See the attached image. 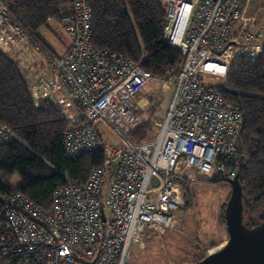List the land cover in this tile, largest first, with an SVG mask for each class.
I'll return each mask as SVG.
<instances>
[{
  "label": "built area",
  "instance_id": "obj_1",
  "mask_svg": "<svg viewBox=\"0 0 264 264\" xmlns=\"http://www.w3.org/2000/svg\"><path fill=\"white\" fill-rule=\"evenodd\" d=\"M159 1L166 9L164 40L183 56L178 73L165 79L126 55L93 47L87 0H76L59 21L70 43L60 55L49 52L39 91L45 87L41 97L48 102L61 91L78 107L76 116L60 109L68 120L67 156L105 148L101 124L121 141L105 150L84 184L56 187L48 207L20 190L0 197V264H130L132 246L142 248L147 236L174 226L186 203L185 181L237 176L243 114L222 97L220 81L205 75L223 82L237 57L259 55L264 19L246 16L245 0ZM29 38L0 0L2 48L6 43L10 53L17 47L11 45ZM42 48L37 43L32 50ZM151 81L167 90L176 85L157 137L135 143L130 133L139 123L138 95ZM36 85L31 92L38 99ZM12 140L11 129L0 124V144Z\"/></svg>",
  "mask_w": 264,
  "mask_h": 264
},
{
  "label": "trees",
  "instance_id": "obj_2",
  "mask_svg": "<svg viewBox=\"0 0 264 264\" xmlns=\"http://www.w3.org/2000/svg\"><path fill=\"white\" fill-rule=\"evenodd\" d=\"M2 1L29 30L30 46L40 43L43 48L34 52L39 59L33 62L13 59L0 51V124L8 126L13 137L0 144V171L8 175L17 172L22 179L17 188L0 182V197L20 190L48 207L56 187L69 181L84 184L91 169L102 164L106 148L68 157L63 143L68 120L50 102L37 106L31 92L32 83L42 72L39 61L47 64L49 52L60 55L40 39L38 31L49 22L59 24L71 13L76 0ZM87 1L92 11L94 48L126 55L162 79L178 73L183 56L164 40L166 9L159 0ZM221 83L216 84L220 94L236 104L244 118L237 142V176L243 190L244 223L251 227L260 222L258 214L264 207V41L258 56L237 57ZM152 138L146 122L130 133L135 143ZM190 182H184V195Z\"/></svg>",
  "mask_w": 264,
  "mask_h": 264
},
{
  "label": "rangeland",
  "instance_id": "obj_3",
  "mask_svg": "<svg viewBox=\"0 0 264 264\" xmlns=\"http://www.w3.org/2000/svg\"><path fill=\"white\" fill-rule=\"evenodd\" d=\"M38 36L49 48L58 54L63 52L67 40L66 46L70 43L69 37H67L61 26L56 22H49L47 27L40 29ZM29 42L31 43L30 40ZM29 42L11 45L17 47L11 48V52L9 53L10 48H7L9 45L4 43L5 47L2 48V41L0 40V51L4 54L9 53L10 57L13 59L18 58L20 61H38L35 57V51L32 50L33 46H30ZM39 65L42 72L34 80V83L39 84L36 85L37 96L39 98H34V100L36 103L39 100L37 106H42L49 103L45 101L49 97H41L44 94L45 87L44 89L42 87V90L39 91V86L43 83V81L40 83V78L43 72L49 71L50 66H48V63L43 64L40 61ZM205 79L207 81L217 80L220 81V84H222L221 81L223 80L222 78H214L209 75H205ZM151 82L153 84H151L152 87L149 88L147 85L143 90V92H146V98L142 94L138 98L140 107L137 110L139 116L137 127L146 122L148 133L154 139L160 132V124H162L165 117V110L171 101L176 82H174L171 90L164 89L163 84L158 81ZM53 94V90L48 93L50 98ZM56 98V96L52 97L50 103L61 111L53 103L56 101ZM68 100L71 109L67 107L64 101L61 102L69 116H76L78 107L75 106L71 98ZM98 130L103 138L106 152H109L113 147L120 144V138L109 126L101 124L98 126ZM213 179L215 180L198 179L188 184V193L186 195L183 194L186 203L175 212L174 226L164 232L152 234L150 238H145L142 248L132 246L128 259L130 264L194 263L227 241L228 232L224 220V211L231 193V186L225 180L216 181L218 178ZM0 182L9 187L17 188L21 185L22 179L17 172L8 175L0 171Z\"/></svg>",
  "mask_w": 264,
  "mask_h": 264
},
{
  "label": "water",
  "instance_id": "obj_4",
  "mask_svg": "<svg viewBox=\"0 0 264 264\" xmlns=\"http://www.w3.org/2000/svg\"><path fill=\"white\" fill-rule=\"evenodd\" d=\"M231 193L225 206L227 241L202 259L189 264H264V207L254 226L244 223L243 190L238 176L226 179Z\"/></svg>",
  "mask_w": 264,
  "mask_h": 264
},
{
  "label": "crops",
  "instance_id": "obj_5",
  "mask_svg": "<svg viewBox=\"0 0 264 264\" xmlns=\"http://www.w3.org/2000/svg\"><path fill=\"white\" fill-rule=\"evenodd\" d=\"M244 3H245L244 14L246 16H255V15H257L260 18L264 19V0H245ZM67 43H68V40L66 41V44ZM65 47L66 46H64L63 51L65 50ZM151 84H152V82H149L147 84L149 86V88L152 87L153 84L152 85ZM140 94H142L145 97L146 92L142 91ZM140 94L138 95V98H139ZM56 97H57L56 101H54L53 103L56 104L60 109H62L63 111H66V109L63 106L61 101H64V103L67 104V107L69 109H71V106L69 105V100L64 98L63 93L61 91L56 94ZM152 98H153V96H152ZM45 101H47V100H45ZM143 101H145V99H143ZM77 110H78V108H77ZM146 238H150V236H147Z\"/></svg>",
  "mask_w": 264,
  "mask_h": 264
},
{
  "label": "clouds",
  "instance_id": "obj_6",
  "mask_svg": "<svg viewBox=\"0 0 264 264\" xmlns=\"http://www.w3.org/2000/svg\"><path fill=\"white\" fill-rule=\"evenodd\" d=\"M35 104H36V102H35ZM37 105V104H36ZM62 112V111H61ZM63 113V112H62Z\"/></svg>",
  "mask_w": 264,
  "mask_h": 264
}]
</instances>
